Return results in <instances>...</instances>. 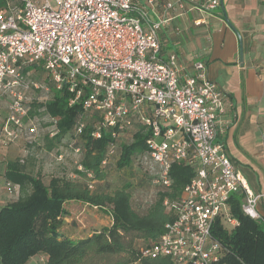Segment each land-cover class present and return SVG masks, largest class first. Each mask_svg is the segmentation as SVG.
<instances>
[{"label":"built area","instance_id":"1","mask_svg":"<svg viewBox=\"0 0 264 264\" xmlns=\"http://www.w3.org/2000/svg\"><path fill=\"white\" fill-rule=\"evenodd\" d=\"M221 4V0H14L0 6V146L19 139L34 146L41 132L56 138L57 118L44 108L32 115L30 104L50 99L54 89L67 88L72 94L69 104L81 103L95 126L111 129L114 137L145 125L150 137L140 167L156 195L172 188L175 162L195 166V176L183 192L164 198L174 220L158 239L140 248L142 255L168 258L170 264H226L213 229L217 220L237 223L230 207L234 194L243 195L246 215L264 220L258 209L264 192L251 188L218 138L225 96L209 79L205 60L197 56L187 64L161 45L162 28L177 16L212 15ZM40 71L43 80L31 79ZM85 124L79 119L75 132L81 133ZM75 143L70 147L81 155ZM114 153L112 145L110 154ZM54 157L62 162L66 152L62 149ZM21 193V185L0 169V203L17 200Z\"/></svg>","mask_w":264,"mask_h":264},{"label":"trees","instance_id":"2","mask_svg":"<svg viewBox=\"0 0 264 264\" xmlns=\"http://www.w3.org/2000/svg\"><path fill=\"white\" fill-rule=\"evenodd\" d=\"M8 1L14 0H0V6H7ZM39 76L33 77L36 81L44 79ZM52 94L46 101L34 99L30 103L31 114L44 108L58 120L59 133L54 140L60 142L70 136L69 146L77 140L75 145L81 147L82 166L77 174L83 179L52 175L46 182L41 172L27 171L23 160H2L0 169L4 174L19 183L23 192L30 190L0 207V264H28L33 256L41 254L46 255V264H170L168 258L142 255L140 248L158 239L166 224L174 220V214L163 203L164 198L166 195L173 198L183 192L195 176V166L175 162L171 170L172 188L160 190L146 213L137 212L132 205L130 183L112 192L93 188L95 182L106 178V170L113 162L120 169L132 166L133 162L141 168L139 159L148 150L149 129L137 124L114 137L111 129L95 126L96 120L92 117L87 121L89 116L81 103L69 104L72 94L67 88L54 89ZM79 119L86 124L77 134L74 127ZM98 130L100 136L97 137ZM128 135L131 139L126 141L124 138ZM49 142L51 147L54 142ZM23 144L27 150L32 148L26 142ZM112 145L114 154H110ZM105 160L107 164H103ZM69 200H80L108 211L112 224L85 237L64 236L60 228L66 213L64 205ZM242 201V194L230 198L231 215L237 220L234 226L229 228L221 220L214 225L213 234L224 248L222 261L226 264H264V220L246 215Z\"/></svg>","mask_w":264,"mask_h":264},{"label":"crops","instance_id":"3","mask_svg":"<svg viewBox=\"0 0 264 264\" xmlns=\"http://www.w3.org/2000/svg\"><path fill=\"white\" fill-rule=\"evenodd\" d=\"M226 15L243 37V62ZM198 18L201 24H195ZM160 38L163 51L176 52L187 64L197 56L205 60L209 79L225 96L218 138L251 188L264 192V0H223L212 15L177 16ZM258 209L264 218V198Z\"/></svg>","mask_w":264,"mask_h":264},{"label":"rangeland","instance_id":"4","mask_svg":"<svg viewBox=\"0 0 264 264\" xmlns=\"http://www.w3.org/2000/svg\"><path fill=\"white\" fill-rule=\"evenodd\" d=\"M50 1L53 3V0ZM39 75L42 78L45 76L42 71H40ZM31 79L35 80L33 75ZM89 120H91L90 116L87 117V121ZM124 139L129 141L131 137L128 135ZM22 141L24 140L19 139L3 147L0 151V159L6 161L13 159L23 160L27 171L33 174L41 172L46 182H48L52 175H63L71 179H83L77 174L81 155L76 154L69 146L68 142L71 141L70 136H66L58 142L54 139H49L41 132L39 143L35 146L31 145L32 148L30 150L26 149ZM49 141L54 142L51 147ZM62 149L66 152V157L62 162L56 161L54 152ZM106 172V178L101 182H95L93 189L112 192L125 183H130L133 192L132 205L139 213H146L155 202L157 197L156 189L148 175L139 168L136 162H133L132 166L122 169L117 167L116 162H113L109 165ZM87 179L89 180V178ZM29 190L30 188L24 192L22 191L21 196ZM1 205L0 203V207ZM64 207L66 213L63 217L60 231L66 237L74 239L85 237L112 224V216L108 211L83 201L69 200L65 203ZM225 224L229 228L232 227L229 221H225ZM41 255L39 259H37V255L33 256L28 264H46V255Z\"/></svg>","mask_w":264,"mask_h":264},{"label":"water","instance_id":"5","mask_svg":"<svg viewBox=\"0 0 264 264\" xmlns=\"http://www.w3.org/2000/svg\"><path fill=\"white\" fill-rule=\"evenodd\" d=\"M221 3L223 4V0H221ZM221 4V5H222ZM225 21L227 22V24L235 31V33L238 36L239 42H240V60L241 62H243L244 59V44H243V37L240 34V32L237 30V28L234 26V24L230 21V19L228 18V16H225Z\"/></svg>","mask_w":264,"mask_h":264}]
</instances>
